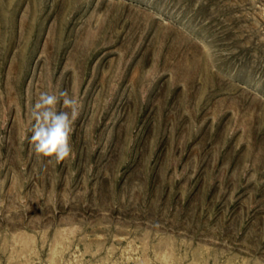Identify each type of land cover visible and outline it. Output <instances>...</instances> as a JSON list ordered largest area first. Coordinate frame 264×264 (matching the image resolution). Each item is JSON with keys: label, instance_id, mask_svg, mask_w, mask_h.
Returning a JSON list of instances; mask_svg holds the SVG:
<instances>
[{"label": "rangeland", "instance_id": "rangeland-1", "mask_svg": "<svg viewBox=\"0 0 264 264\" xmlns=\"http://www.w3.org/2000/svg\"><path fill=\"white\" fill-rule=\"evenodd\" d=\"M0 264H264V0H0Z\"/></svg>", "mask_w": 264, "mask_h": 264}, {"label": "clouds", "instance_id": "clouds-1", "mask_svg": "<svg viewBox=\"0 0 264 264\" xmlns=\"http://www.w3.org/2000/svg\"><path fill=\"white\" fill-rule=\"evenodd\" d=\"M62 104L66 110H58ZM81 101L68 90L41 91L31 108L30 143L38 160L59 164L73 155L72 134L80 115Z\"/></svg>", "mask_w": 264, "mask_h": 264}]
</instances>
